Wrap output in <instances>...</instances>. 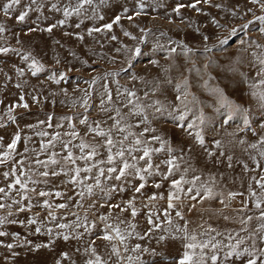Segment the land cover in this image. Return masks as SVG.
Wrapping results in <instances>:
<instances>
[{"label":"snow or ice","instance_id":"snow-or-ice-1","mask_svg":"<svg viewBox=\"0 0 264 264\" xmlns=\"http://www.w3.org/2000/svg\"><path fill=\"white\" fill-rule=\"evenodd\" d=\"M99 2L104 4L106 0ZM196 3L211 4V0H196ZM251 3L259 4L264 10V0H251ZM21 4L22 0H8L2 5V10L8 15ZM92 5L93 0H77L74 6L62 9L63 15H81L85 6ZM33 6L38 10L42 6L40 0H29L23 7L33 9ZM132 7L135 16L142 15L146 7L145 0H135ZM181 7L184 5L177 6L174 11L178 13ZM191 7L195 8L196 4ZM51 8L61 11L56 3L51 4ZM120 10L125 18L134 19L126 5ZM232 14L236 15L235 12ZM28 15V10H23L16 18L24 21ZM120 19V15H115L113 22L105 24L104 29L111 30L113 23H119ZM254 19L264 24V16H255ZM60 23L63 24L64 21ZM213 23L218 24V21L213 20ZM252 23L249 20L241 27V31L248 29ZM53 27L55 25L49 26L46 31L51 32ZM101 30L93 29L96 32ZM4 31L5 28L0 26V32ZM260 31L264 33V27ZM124 34L130 35L128 32ZM236 34L237 29L233 28L230 35ZM112 39L116 37L113 36ZM204 40H208V37L205 36ZM227 43V37L219 41L220 45ZM183 47L185 55L192 52L187 45ZM8 51L7 48H0V52ZM204 51L210 52L211 49L205 47ZM167 52V58L170 59L176 49L170 48ZM140 54L141 50L135 49L133 55ZM24 58L28 59L27 56ZM258 60L260 68L256 75L264 77V55L258 57ZM152 63L158 65V61ZM30 67L33 75L42 69V65L35 60ZM131 67L130 64L129 68ZM168 72L169 68L166 67L163 78L145 81L151 87L144 90L142 95L135 88L119 84L113 90L107 82L100 84L97 92L94 86L99 80L107 81L109 74L93 77L89 85L92 91L85 89L80 101L82 113L64 116L61 119L65 123L57 121L55 125L52 123V116L46 121H38V124L52 129L51 132L41 130L36 133L41 137L39 148L25 145L23 152H19L17 147L22 139L20 131L12 135L6 146L2 143L3 137H0V167L7 169L0 172L4 181L3 186H0V211L6 213L0 215V228L19 224L25 227L34 225L32 234H39L43 230L49 237V242L34 245L35 250H39L41 247H50L57 238L64 241L80 239L85 233L97 228L96 220H99L103 227L96 239L105 242L103 254L97 248L96 239H93L83 249V264H264V122L258 123L262 131L256 132L253 124L257 122L250 119L249 109L234 103L223 89L213 88L215 99L207 107L213 108L214 114H226L224 124L233 120L235 115H241L243 127L239 131H252L257 137L256 142L247 144V148L243 149L245 152L249 148L254 150L255 154L249 153V160L254 167L250 168L246 161H238L245 173H254L248 177L246 189L226 190L220 183L223 174L218 181L215 174L205 173L192 162L190 153L198 143L207 159L215 157L211 160L213 164L218 165L226 159L229 168L233 167V156L225 154L220 140L213 141L216 148L221 149L219 155L206 147L204 126L210 118L190 90L193 86L187 75L182 72L179 79H174ZM60 78H64L62 73ZM56 82L59 83V80ZM169 85L173 92L170 98L165 95ZM258 85L264 86V78L250 85L251 96L257 98L258 108L264 114V88ZM93 92H97L99 96L95 105L90 102ZM16 106L28 107L26 103L9 106L8 112L11 113ZM93 109L101 114L99 118L89 116V111ZM190 113L195 119L188 120ZM162 117L174 122L175 129L182 131L185 138H192V146L178 147L182 141L177 140L175 134L170 137L166 131L158 128ZM8 120L15 122L16 117L9 115ZM2 127L5 125H0ZM25 139L30 141L31 137ZM238 143L244 145L246 141L241 139ZM156 176L160 177V181L152 182V186L160 189L164 182H168V188L166 195L154 192L146 197L142 208L147 209L144 214L148 228L140 232L137 231L138 225L134 223L141 214L136 207L135 195L123 202V206L111 201L116 194L124 192L131 181H135L132 184L133 192L141 194ZM241 186L243 187V181ZM238 196L244 199L239 202L240 207L234 208L233 201ZM56 200L62 202L56 203ZM161 201L164 206L158 207ZM206 201L209 202V207L197 208L198 204ZM212 202H218L220 207H212ZM98 206L107 207L109 212L98 216L93 213L96 219L89 220L88 213ZM34 208H40L46 213L43 219H40V213H33ZM185 208L188 213L195 211L196 218L189 219ZM77 209H83L84 215L81 216ZM112 209H119L120 213L128 212L130 219H122L118 215L116 222H110ZM23 213L32 215L19 219ZM221 221L223 227L220 225ZM8 235L7 231L0 230V237ZM18 235L13 233V239ZM131 240H153L160 248L157 250L156 247L139 242L130 245ZM30 244L32 241L27 237L23 244L17 245L0 240V247L9 250ZM176 245L179 247L173 256L169 247ZM12 255L15 256L16 253L13 252ZM61 257L69 258L67 252L61 253ZM55 264H62V261L58 259Z\"/></svg>","mask_w":264,"mask_h":264},{"label":"rangeland","instance_id":"rangeland-1","mask_svg":"<svg viewBox=\"0 0 264 264\" xmlns=\"http://www.w3.org/2000/svg\"><path fill=\"white\" fill-rule=\"evenodd\" d=\"M7 2L8 0H0V26L5 28L4 32H0V48L9 49L7 53L0 52V125H5L0 128V137H3V145L6 146L12 135L20 131L22 139L17 147L19 152H23L25 145L29 148H39L41 137L36 133L41 130L51 132L52 129L44 124H38V121H46L52 116V123L55 125L57 121L65 123L61 119L64 116L82 113L80 101L84 97L85 89L92 91L89 85L93 77L109 74L107 81L99 80L94 86L97 92L100 84L107 82L113 90L119 84L122 87L135 88L142 95L144 90L151 87V84L146 85L145 81L163 78L164 68L167 67L168 75L174 79H179L182 72L187 75L193 86L190 90L196 96L199 106L204 107L206 115L210 118L204 126L206 147L219 155L221 149H217L213 141L220 140L225 154L233 156L232 168L228 167V162L224 158H222L223 163L213 164L211 160L215 157L211 160L207 159L204 150L197 143L190 153L192 162L205 173L215 174L218 181L223 174L220 183L226 190L246 189L248 177L254 173H245L242 164L238 161H246L250 168L254 167L249 160V153L255 154L254 150L249 148L248 152H245L243 149L247 148V144L256 142L257 137L252 131H239L243 127L241 115H235L233 120L224 124L226 114H214V109L207 106L215 99L213 88L219 87L234 103L249 109L250 119L257 122L253 124V128L258 133L262 131L258 123L264 122V114L258 108L257 98L251 96L250 88L253 82L264 78L256 75L260 68L258 57L264 55V33L260 31L264 24L254 19L255 16H264V10L259 4H253L251 0H211V4L196 3V0H145L144 13L135 16L132 7L135 0H106L104 4L99 0H93V5L85 6L81 15L74 13L70 17H65L62 9L69 5L74 6L77 0H40L42 6L38 10L35 6L33 9H26L23 6H26L29 0H22L21 6H17L5 15L2 5ZM53 3L58 4L61 11L53 10L51 8ZM192 4H196V7H191ZM125 5L134 19L125 18V14L121 12V7ZM179 5L184 7H181L177 13L174 9ZM23 10H28L29 15L24 21H19L16 17ZM233 12L236 15H233ZM115 15L121 16L119 23H113L111 30L104 29L105 24L113 22ZM62 20L63 24L60 23ZM213 20L218 21V24H214ZM249 20L253 23L248 29L241 31V27ZM52 25H55L52 31H46ZM95 28L102 30L93 31ZM233 28L237 29L236 35H230ZM141 29L144 31L142 32ZM125 32L130 35L126 36ZM113 36L116 39H112ZM205 36L208 40H204ZM226 37L228 43L220 45L219 41ZM184 45L191 48L192 52L185 55ZM205 47L211 51L205 52ZM137 48L141 50V54L134 56L133 53ZM170 48H175L176 52L169 59L167 50ZM25 56L28 57L27 60ZM33 60L42 65V69L35 75L32 74L30 67ZM152 61H158V65H154ZM130 64L131 68H129ZM61 73L63 79L60 78ZM56 80H59V83ZM258 87L264 88L259 85ZM97 92H93L91 97L90 102L93 105L99 100ZM165 95L169 98L173 95L170 85ZM24 103L28 105L27 108L16 106L11 113L8 112L9 106ZM88 114L93 119L101 115L94 109ZM9 115L16 117L15 122L8 120ZM192 119L195 117L190 113L188 120ZM30 125L35 127H29ZM157 127L166 131L170 137L175 134L176 139L182 141L178 147L192 146L194 143L192 138H185L182 131L176 130L174 122L167 117H162ZM25 137H31V140ZM241 139L245 140L246 144L240 145L238 141ZM5 170L7 169L0 167V172ZM159 181V176L152 178L149 186L141 194L133 192L132 184L135 181H131L127 189L116 194L111 201L113 204L120 203L123 206V202L135 195L137 210L141 212L134 221L138 225L137 231L144 232L148 228L144 214L147 209L142 208L146 197L154 192L166 195L168 182H164L160 189L152 186V182ZM3 183V177L0 176V186H3ZM243 199L244 197L238 196L233 207H240L239 202ZM162 206H164L163 201L158 207ZM211 206L220 207L218 202H212ZM207 207H209L207 201L197 205L198 209ZM77 210L81 216L84 215L83 209ZM184 211L189 219L197 216L195 211L188 213L187 208ZM37 212L40 213V219L46 215L40 208H34L33 213ZM108 212L107 207L98 206L88 213L89 220L96 219L93 213L98 216ZM5 214L4 211H0V215ZM30 215L32 213H23L19 219L23 220ZM118 215L122 219H130L128 212L120 213L119 209H112L110 222H116ZM96 223L98 227L85 233L80 239L64 241L57 238L50 247H41L39 250H35L34 245L49 242V237L43 230L39 234H32L34 225L3 226L0 230L7 231L9 235L0 237V240L17 245L23 244L27 237L32 244L25 247L17 246L12 250L0 247V264H55L58 259L62 264H83L84 247L101 234L100 229L103 225L99 220H96ZM220 225L224 226L222 221ZM79 231L83 232V229ZM13 233L19 235L13 239ZM137 242L156 247L157 250L160 248L153 240H131L129 243L134 245ZM104 244V241L96 239L97 248L102 254ZM178 247L179 245L170 246L169 252L175 256ZM13 252L16 253L15 256L12 255ZM63 252L68 253V259H62Z\"/></svg>","mask_w":264,"mask_h":264},{"label":"bare ground","instance_id":"bare-ground-1","mask_svg":"<svg viewBox=\"0 0 264 264\" xmlns=\"http://www.w3.org/2000/svg\"><path fill=\"white\" fill-rule=\"evenodd\" d=\"M235 203V200L233 201V204Z\"/></svg>","mask_w":264,"mask_h":264},{"label":"built area","instance_id":"built-area-1","mask_svg":"<svg viewBox=\"0 0 264 264\" xmlns=\"http://www.w3.org/2000/svg\"><path fill=\"white\" fill-rule=\"evenodd\" d=\"M235 204H233L232 206H234Z\"/></svg>","mask_w":264,"mask_h":264}]
</instances>
